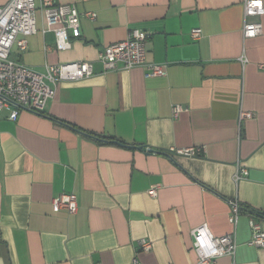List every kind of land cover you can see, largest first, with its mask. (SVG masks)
<instances>
[{"label":"crops","instance_id":"0c3cea01","mask_svg":"<svg viewBox=\"0 0 264 264\" xmlns=\"http://www.w3.org/2000/svg\"><path fill=\"white\" fill-rule=\"evenodd\" d=\"M57 2L97 18L83 16L82 38L59 52L38 10V32L12 58L38 71L92 62L94 75L62 82L44 112L0 115V264H197L193 230L231 233V200L264 213V32L243 38L244 0ZM133 29L150 34L148 61L167 64L165 76L105 71L99 51ZM242 111L253 117L240 122ZM193 147L203 155L172 153ZM64 193L76 214L54 212ZM251 215L242 209L235 257L214 264H264V247L248 244Z\"/></svg>","mask_w":264,"mask_h":264},{"label":"built area","instance_id":"2783aa9c","mask_svg":"<svg viewBox=\"0 0 264 264\" xmlns=\"http://www.w3.org/2000/svg\"><path fill=\"white\" fill-rule=\"evenodd\" d=\"M243 38L254 39L264 32L261 18L264 16V0H244ZM41 12L44 34L52 32L55 36V49L59 52L70 50L73 39L82 38L81 18L96 20L94 12L81 14L74 4H61L57 0H10L0 7V115L10 113L11 120H17L20 110L44 112L48 103L57 94L62 82H74L94 75L92 62H72L51 65L46 63L43 71H38L12 58V49L17 46L20 52L28 48V38L38 32L36 12ZM201 29L192 30L195 39L201 37ZM150 34L141 29H133L122 42L104 46L98 54V60L105 71L144 68L147 77H159L167 74L168 65L150 62L147 58V40ZM50 47L45 46L48 54ZM182 106H174L173 114L178 117L183 112ZM251 112L242 111L240 122L252 118ZM203 148L172 150L175 155L201 157ZM248 175L246 168L237 170L235 181L238 183ZM158 188L149 191L156 197ZM229 223L233 231L217 237L208 226L201 225L192 232V248L197 255V264H214L223 257L234 258L238 248L235 230L242 215L241 204L237 200L229 202ZM78 198L75 193H64L53 200L54 212L66 211L73 215L78 212ZM252 236L250 246L264 247V230L251 215ZM152 243L141 241V250L150 251ZM131 264H142L137 258Z\"/></svg>","mask_w":264,"mask_h":264},{"label":"trees","instance_id":"16d2710c","mask_svg":"<svg viewBox=\"0 0 264 264\" xmlns=\"http://www.w3.org/2000/svg\"><path fill=\"white\" fill-rule=\"evenodd\" d=\"M247 210V211H249L251 214H252V216H254V217H260V218H263L264 219V213L263 212H259V211H257V210H253V209H249V208H247V207H243V206H241V210Z\"/></svg>","mask_w":264,"mask_h":264}]
</instances>
